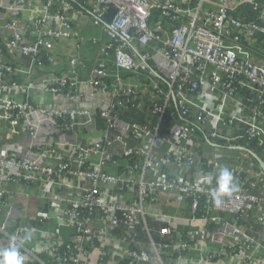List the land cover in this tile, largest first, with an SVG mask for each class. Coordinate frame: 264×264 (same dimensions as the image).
<instances>
[{
  "label": "built area",
  "instance_id": "1",
  "mask_svg": "<svg viewBox=\"0 0 264 264\" xmlns=\"http://www.w3.org/2000/svg\"><path fill=\"white\" fill-rule=\"evenodd\" d=\"M76 16L103 26L105 41H94L100 53L113 55L120 70L144 73L151 92L144 105L142 92L123 87L120 78L109 80L106 63L96 59L88 83L108 100L96 112L105 129L89 140L79 133L95 112L43 109L12 94L25 86L15 80L19 74L53 61L54 42L72 39ZM10 53L28 57L29 66L3 61ZM72 85L71 78L54 76L41 90L72 98ZM35 109L58 119L60 131L77 134L64 144L71 151L66 156L42 145L30 159L18 157L19 147L6 148L0 183L77 179L65 222L73 233L66 242L58 228L52 239H32L37 228L11 223L13 209L3 213L8 196L0 187V251L18 245L23 264H166L187 261L185 251L199 250V264H206L217 253L231 258L240 246L247 251L233 254L239 264L264 262V237L241 229L249 225L264 233V170L258 161L264 165V0H0V134L1 123L28 122ZM146 110L150 123L124 119ZM25 129L34 136L32 126ZM206 147L217 150V162L206 157ZM223 149L238 153L234 163H221ZM223 168L238 191L217 203ZM163 191L176 196L157 205ZM183 203L192 227L181 230L174 221L181 220L168 212ZM145 204L160 206L162 213ZM228 226L240 228L239 236ZM217 243L227 251L213 250Z\"/></svg>",
  "mask_w": 264,
  "mask_h": 264
},
{
  "label": "crops",
  "instance_id": "2",
  "mask_svg": "<svg viewBox=\"0 0 264 264\" xmlns=\"http://www.w3.org/2000/svg\"><path fill=\"white\" fill-rule=\"evenodd\" d=\"M6 1H4L5 3ZM72 23V39H61L54 42L53 48L49 51L53 57V61H44L40 65H31L28 74H19L15 79L20 84H24L23 90L20 92H12L13 96L19 101H25L36 107L43 109H64L68 107H78L95 112L92 122L84 126L80 130V137L90 139L99 136L100 132L105 129V121L96 112L98 109H104L107 106L106 94L99 93L88 82L91 78V71L94 66L95 60H101L106 63L108 78L111 81L120 78L123 87H134L139 92V99L145 104L151 98V92L145 86L147 79L144 73H129L118 69L113 63V55L101 54L97 44L94 42L105 41L106 35L103 26L94 25L89 17L76 16ZM72 56L78 58L77 63L72 65L70 59ZM3 61L19 67L29 66L30 59L23 55H13V53L4 56ZM54 76H64L73 80L72 88L75 89L74 96L69 98L65 93H43V83L49 78ZM145 91L143 92V88ZM105 100V101H104ZM124 119L129 122L150 123L151 119L146 111H130L124 115ZM58 119L43 114L40 110L35 109L32 111L28 122H21L17 126H10L6 123H1L2 132L0 134V158L7 156L9 150L19 147L17 152L18 157H27L30 159L36 158V148L42 145L48 147L54 145L55 149L63 155L69 154L71 148L66 149V143H73L75 135L70 132L60 131L58 128ZM32 126L35 130L34 136H29L26 133V127ZM57 141V142H56ZM7 152V153H6ZM39 152V151H38ZM206 157L217 162V150L206 147ZM220 161L222 164H231L236 161L238 153L234 150L223 149L220 151ZM67 156V155H66ZM106 171L112 172L113 169L105 168ZM115 171V170H114ZM61 183L44 184H23V183H0V187L7 192V206L4 207V212L7 213L10 209L15 210L17 217L11 220L16 226H31L37 228V231L32 233L31 238L39 242L46 240L45 235L48 234L52 239V232L58 228L59 239L61 242L69 240L73 229L67 225L66 210L69 207L70 199L74 197V187L78 184V180L62 179ZM176 196L175 191H163L158 196L157 205L165 204L174 199ZM146 208L153 212L162 213L160 206H151L145 204ZM174 215V220L178 228L183 230L192 227L186 221L191 218L190 208L187 203H183L179 208L170 209ZM232 215H224L227 220L232 219ZM10 223V227L12 226ZM197 225L201 224L200 221L195 222ZM196 226H194L195 228ZM225 229V227H222ZM234 233V238L238 237L240 228L228 226L226 228ZM241 229L247 236L255 235L257 239H262L264 233L258 229L254 232L250 229L249 225H243ZM47 236V235H46ZM228 237L225 238L227 241ZM233 240V239H232ZM232 240H229L232 242ZM40 243V242H39ZM121 243H115L114 249L119 250L122 248ZM215 251L226 250L223 244L217 243L212 245ZM227 251V250H226ZM240 251H247L240 246L236 248L235 253L230 257H226L217 253L216 259L208 260L206 264H239L233 254L240 253ZM263 252V251H262ZM187 261H175L174 259L166 261V264H199L202 260L199 250H187L184 252ZM228 255V254H227ZM260 255L257 254L256 257ZM197 258V260H194ZM261 264H264L261 263Z\"/></svg>",
  "mask_w": 264,
  "mask_h": 264
},
{
  "label": "clouds",
  "instance_id": "3",
  "mask_svg": "<svg viewBox=\"0 0 264 264\" xmlns=\"http://www.w3.org/2000/svg\"><path fill=\"white\" fill-rule=\"evenodd\" d=\"M235 191H238V187L232 182L231 172L227 168L221 169L217 180V188L215 189L216 202L219 203L220 197L231 195ZM0 264H23L19 246L13 245L0 251Z\"/></svg>",
  "mask_w": 264,
  "mask_h": 264
},
{
  "label": "water",
  "instance_id": "4",
  "mask_svg": "<svg viewBox=\"0 0 264 264\" xmlns=\"http://www.w3.org/2000/svg\"><path fill=\"white\" fill-rule=\"evenodd\" d=\"M113 12H114V9L110 8L109 11H108V13L105 15V20H106V21H109V19H110V17L112 16ZM258 161H259L260 165L262 166V168H263V170H264V165H263V163H262L261 160H259V159H258Z\"/></svg>",
  "mask_w": 264,
  "mask_h": 264
}]
</instances>
